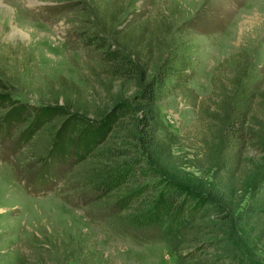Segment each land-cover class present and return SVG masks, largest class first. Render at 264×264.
Listing matches in <instances>:
<instances>
[{"label":"rangeland","instance_id":"374dc122","mask_svg":"<svg viewBox=\"0 0 264 264\" xmlns=\"http://www.w3.org/2000/svg\"><path fill=\"white\" fill-rule=\"evenodd\" d=\"M48 3L35 18L44 29L40 43L0 48V264H177L158 227L130 221L114 195L90 179L99 172L97 161L78 159L90 146L79 143L78 123L69 127L80 113L96 118V107L109 106L119 91H133L114 76L107 57L121 44L127 54L150 52L151 58L139 57L178 71L158 105L176 136L170 168L177 181L215 191L234 217L213 220L211 230H234L236 238L218 235L220 242L203 253L223 257L219 264H264V187L246 182L244 162L256 150L239 153L236 162L233 148L219 170L204 155L201 117L213 98L214 75L225 82L247 65L240 89L264 91V0ZM238 22L247 25L243 34ZM50 106L60 113L40 121V108Z\"/></svg>","mask_w":264,"mask_h":264},{"label":"trees","instance_id":"16d2710c","mask_svg":"<svg viewBox=\"0 0 264 264\" xmlns=\"http://www.w3.org/2000/svg\"><path fill=\"white\" fill-rule=\"evenodd\" d=\"M128 54L121 44L107 57L113 63L114 76L131 83L133 91H119L109 106L96 107L92 110L96 118L80 113L66 123H71L70 128L78 123L79 143L83 145V140L90 146L78 159L97 161L99 172L90 179L102 184L106 195H114L130 221L158 227L160 239L177 264H219L223 257L207 256L203 249L220 242L215 238L218 235L236 238L234 230L230 234L211 230L216 225L213 220L233 223L234 217L221 208L215 191L206 188L201 192L191 180L177 181L176 170L170 168L177 158L173 150L176 136L165 128L158 105L166 81L178 71L166 61L149 60L150 52ZM244 67L224 78L225 82L217 75L212 78L213 98L201 109V117L207 121L203 150L207 161L219 170L229 165L228 153L233 148L236 162L239 153L256 150V157L245 156L250 168L245 172L246 182L264 187V91L240 89ZM59 113L60 107H43L37 117L48 120Z\"/></svg>","mask_w":264,"mask_h":264},{"label":"clouds","instance_id":"9594fccd","mask_svg":"<svg viewBox=\"0 0 264 264\" xmlns=\"http://www.w3.org/2000/svg\"><path fill=\"white\" fill-rule=\"evenodd\" d=\"M6 7H0V48H31L40 43L41 29L36 21L52 5L48 0H2ZM241 34L246 32L247 25L238 22Z\"/></svg>","mask_w":264,"mask_h":264}]
</instances>
